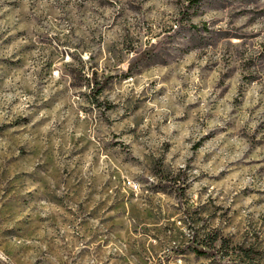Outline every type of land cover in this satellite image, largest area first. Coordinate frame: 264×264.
<instances>
[{"label": "rangeland", "instance_id": "1", "mask_svg": "<svg viewBox=\"0 0 264 264\" xmlns=\"http://www.w3.org/2000/svg\"><path fill=\"white\" fill-rule=\"evenodd\" d=\"M0 264H264V0H0Z\"/></svg>", "mask_w": 264, "mask_h": 264}, {"label": "trees", "instance_id": "2", "mask_svg": "<svg viewBox=\"0 0 264 264\" xmlns=\"http://www.w3.org/2000/svg\"><path fill=\"white\" fill-rule=\"evenodd\" d=\"M198 1V0H196ZM147 54V53H146ZM146 54H142L140 56H145ZM91 81L93 83V91L95 93V95H100L102 93V91L104 90V88L107 86V84L110 81V77H104L101 79V81H98L97 75L95 73L92 74V78ZM217 240V239H216ZM196 252L200 255H205L207 254V251L202 248V249H197Z\"/></svg>", "mask_w": 264, "mask_h": 264}, {"label": "built area", "instance_id": "3", "mask_svg": "<svg viewBox=\"0 0 264 264\" xmlns=\"http://www.w3.org/2000/svg\"><path fill=\"white\" fill-rule=\"evenodd\" d=\"M129 185H133V183L131 181H129Z\"/></svg>", "mask_w": 264, "mask_h": 264}]
</instances>
